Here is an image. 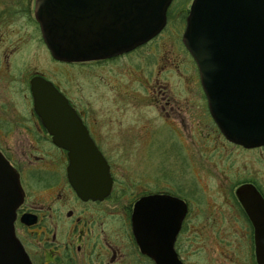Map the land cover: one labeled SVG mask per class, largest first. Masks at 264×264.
I'll return each instance as SVG.
<instances>
[{"label": "rangeland", "instance_id": "rangeland-1", "mask_svg": "<svg viewBox=\"0 0 264 264\" xmlns=\"http://www.w3.org/2000/svg\"><path fill=\"white\" fill-rule=\"evenodd\" d=\"M1 17L0 127L17 120L21 125L4 133L1 128L0 146H9L17 163H27L30 148L35 146L32 133L26 129L32 124L33 113L29 80L41 74L72 98L83 113L95 116L93 129L97 134L104 138L116 130L117 146L142 147L141 160L148 163L150 177L164 178L165 188L174 182L187 193L186 185L196 188L197 198L190 205L198 212L199 231L217 233L223 215L224 227H238L234 215L240 208L234 188L243 181H253L264 192V148L246 150L214 136L219 131L206 116L194 74L179 76L165 71L170 64L185 59L174 37L142 46L118 63L74 65L51 57L34 13L22 0H0ZM185 86L192 89L188 91ZM156 98L171 102L161 110L153 103ZM186 99L196 104L191 111L170 110L176 101ZM104 146L109 148V139ZM121 158L123 165L119 167H126L128 154ZM240 240L239 256L232 261L224 259L221 247L211 241L207 252L196 255V264H250L243 259L246 240Z\"/></svg>", "mask_w": 264, "mask_h": 264}, {"label": "water", "instance_id": "water-1", "mask_svg": "<svg viewBox=\"0 0 264 264\" xmlns=\"http://www.w3.org/2000/svg\"><path fill=\"white\" fill-rule=\"evenodd\" d=\"M171 0H35V19L53 59L111 58L148 42L165 26ZM196 62L210 115L229 141L264 146V0H193L182 37ZM34 112L67 151V176L80 197H100L109 167L67 98L41 75L29 80ZM17 174L0 152V264H30L15 236L22 200ZM236 195L254 226L264 264V200L251 185Z\"/></svg>", "mask_w": 264, "mask_h": 264}, {"label": "flooded vegetation", "instance_id": "flooded-vegetation-1", "mask_svg": "<svg viewBox=\"0 0 264 264\" xmlns=\"http://www.w3.org/2000/svg\"><path fill=\"white\" fill-rule=\"evenodd\" d=\"M22 1L24 7L28 6L35 16V0ZM192 2L193 0H171L166 10L163 29L151 40L129 52L92 62L63 63H118L120 59L142 46L152 45L163 37H174L185 59L180 60L179 64H170L165 71L179 76H184L186 72L194 74L195 88L202 94L200 101L205 107L206 116L214 123L196 63L182 40ZM3 19L4 17L0 18V24ZM185 88L188 91L192 89L186 86ZM163 99L153 100L154 105L161 110H165L166 105L171 102L167 99L164 103ZM67 100L104 157L109 167L111 185L107 194L96 198H83L75 192L67 176V151L53 143L32 104V124L26 129L32 133L35 146L30 148L28 162L17 163L10 147L0 146V152L18 176L23 193L22 200L15 210L14 231L30 264H196V255L202 250L206 251L208 245L213 243L211 241L221 247L220 253L224 259L232 261L239 256L237 251L240 249V238L246 240L243 259L250 264H257L254 226L240 203L236 190L242 185H251L264 200L262 188L253 181H243L234 188V198L240 208L234 215L238 227H224L226 221L223 215L221 227H216L220 229L217 233L199 231L198 212L191 209L190 205L193 199L197 198L194 193L196 188L186 185L189 188L187 193V189L183 191L178 182L165 188L164 178L150 177L146 172L148 163L141 160L142 147H118L119 135L116 130L103 138L93 129L97 122L95 116L83 113L72 98ZM181 103L176 101V107L172 105L170 110L191 111L192 105H196L188 99L182 100ZM166 114L167 117L170 116L169 112ZM14 117L16 118V115ZM20 125L18 120L9 121L5 126H1L0 130L2 128L4 133L5 129ZM214 136L222 137L231 143L220 131H216ZM107 139L110 140L108 149L104 146ZM39 142L42 145L39 146ZM231 144L246 150L264 148H244ZM123 154H128V158L126 167L120 168L119 165H123ZM211 229H214L213 226ZM200 243H203L201 247Z\"/></svg>", "mask_w": 264, "mask_h": 264}]
</instances>
